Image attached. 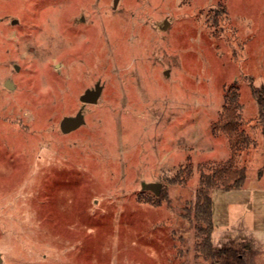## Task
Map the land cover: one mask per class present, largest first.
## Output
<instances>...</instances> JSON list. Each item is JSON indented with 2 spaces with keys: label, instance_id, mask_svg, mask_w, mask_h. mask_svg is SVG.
Wrapping results in <instances>:
<instances>
[{
  "label": "rangeland",
  "instance_id": "374dc122",
  "mask_svg": "<svg viewBox=\"0 0 264 264\" xmlns=\"http://www.w3.org/2000/svg\"><path fill=\"white\" fill-rule=\"evenodd\" d=\"M230 87L255 143L212 239L264 264V0H0V264H212L181 215L232 157Z\"/></svg>",
  "mask_w": 264,
  "mask_h": 264
},
{
  "label": "trees",
  "instance_id": "16d2710c",
  "mask_svg": "<svg viewBox=\"0 0 264 264\" xmlns=\"http://www.w3.org/2000/svg\"><path fill=\"white\" fill-rule=\"evenodd\" d=\"M254 93L258 96L259 103L264 104V90L255 89ZM241 111L240 92L237 88L230 87L225 93L221 121L224 123L225 133L230 142L232 157L209 173L201 172L194 203L189 202L181 215L183 220L193 223L194 259L196 261L201 258L212 264H248L245 252L233 247L215 248L212 239L214 232L212 192L214 190L229 192L243 188L247 173L245 168L237 166V159L246 147L255 143L243 129ZM177 180L174 179L172 183ZM144 192L156 196L151 191L144 190Z\"/></svg>",
  "mask_w": 264,
  "mask_h": 264
},
{
  "label": "water",
  "instance_id": "95a60500",
  "mask_svg": "<svg viewBox=\"0 0 264 264\" xmlns=\"http://www.w3.org/2000/svg\"><path fill=\"white\" fill-rule=\"evenodd\" d=\"M9 81L5 83V87L8 89H12V86L10 85ZM101 94V90L99 87L95 88V91H87L85 95L81 98L82 103H91L94 104L99 95ZM83 115L81 113L77 114L75 117H67L64 118L60 123V129L64 134L70 133L77 128H79L81 125H83ZM161 184H148L145 186V190L153 192L156 196L160 195L161 192Z\"/></svg>",
  "mask_w": 264,
  "mask_h": 264
}]
</instances>
